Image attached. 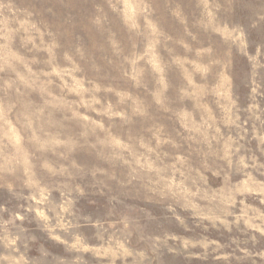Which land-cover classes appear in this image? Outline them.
Wrapping results in <instances>:
<instances>
[{"label": "rangeland", "instance_id": "rangeland-1", "mask_svg": "<svg viewBox=\"0 0 264 264\" xmlns=\"http://www.w3.org/2000/svg\"><path fill=\"white\" fill-rule=\"evenodd\" d=\"M0 264H264V0H0Z\"/></svg>", "mask_w": 264, "mask_h": 264}]
</instances>
